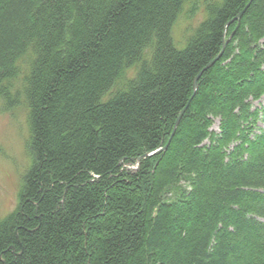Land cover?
<instances>
[{
	"label": "trees",
	"instance_id": "trees-1",
	"mask_svg": "<svg viewBox=\"0 0 264 264\" xmlns=\"http://www.w3.org/2000/svg\"><path fill=\"white\" fill-rule=\"evenodd\" d=\"M248 2L201 0L179 49L195 0H0V99L22 100L31 157L0 264H264V0Z\"/></svg>",
	"mask_w": 264,
	"mask_h": 264
},
{
	"label": "rangeland",
	"instance_id": "rangeland-1",
	"mask_svg": "<svg viewBox=\"0 0 264 264\" xmlns=\"http://www.w3.org/2000/svg\"><path fill=\"white\" fill-rule=\"evenodd\" d=\"M198 2V8L194 15L188 16L189 6L173 25L171 37L175 47L181 49L185 46L186 36L190 29L194 27L199 20L204 17L201 9V0ZM133 73L132 69L127 75ZM264 107V94L255 101H252V109ZM218 119H214L210 130L218 133ZM258 127L262 123L258 121ZM28 137L27 110L22 100L15 108L4 110L0 99V221L7 215L15 211L19 204V189L22 183V177L31 163V157L26 148ZM208 143V141H204ZM184 185V183H182ZM171 195L168 194V198Z\"/></svg>",
	"mask_w": 264,
	"mask_h": 264
},
{
	"label": "water",
	"instance_id": "water-1",
	"mask_svg": "<svg viewBox=\"0 0 264 264\" xmlns=\"http://www.w3.org/2000/svg\"><path fill=\"white\" fill-rule=\"evenodd\" d=\"M251 2V0L248 2V4L246 5V6H248L249 5V3ZM243 11H244V9L235 17V18H233L232 20H230L228 23H230L231 21H233L234 19H238L239 20V18L241 17V15H242V13H243ZM225 43L226 42H224V44H223V46H222V50L224 49V46H225ZM221 53H222V51L218 54V56H216L211 62H209L208 64H207V66L205 67V69L207 68V67H209L210 65H212L219 57H220V55H221ZM199 77V74L195 77V79H194V83H193V88H194V90L196 89V80H197V78ZM182 112H183V110L180 112V114L178 115V117H177V119H176V121H175V124H174V127H173V131H174V129H175V127H176V125H177V123H178V121H179V119H180V117H181V115H182ZM167 146V145H166ZM166 146H164L163 148H161V149H165L166 148ZM160 149H158L157 151H155V152H158ZM152 153H149V152H147V153H144L142 156H140L139 158H138V160H140L141 158H144V157H146V156H149V155H151Z\"/></svg>",
	"mask_w": 264,
	"mask_h": 264
},
{
	"label": "bare ground",
	"instance_id": "bare-ground-1",
	"mask_svg": "<svg viewBox=\"0 0 264 264\" xmlns=\"http://www.w3.org/2000/svg\"><path fill=\"white\" fill-rule=\"evenodd\" d=\"M249 1H250V0H249ZM251 1H252V0H251ZM250 3H251V2H250ZM250 3H249V4H250ZM247 4H248V3H247ZM167 144H168V143H167ZM167 144H166V145H167ZM166 145H164V146H166ZM164 146H163V147H164ZM163 147H158V148H156V149L150 151L149 153H152V154L149 155V156H152V155H155V154H158V153L164 151L166 148H165V149H161V148H163ZM166 147H167V146H166ZM158 149H160V150H159L158 152H155V151H157ZM185 185H186V183H184V187H183V189H184V190H189V188L187 187V185H186V186H185Z\"/></svg>",
	"mask_w": 264,
	"mask_h": 264
}]
</instances>
